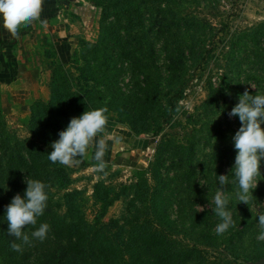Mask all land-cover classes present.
Wrapping results in <instances>:
<instances>
[{
  "label": "rangeland",
  "instance_id": "rangeland-1",
  "mask_svg": "<svg viewBox=\"0 0 264 264\" xmlns=\"http://www.w3.org/2000/svg\"><path fill=\"white\" fill-rule=\"evenodd\" d=\"M61 9L57 24L74 41L71 53H78L74 64L62 66L65 76L60 75L70 76L75 92L94 95L92 105L68 112L66 123L86 110L108 108L109 150L104 157L108 175L94 171L92 149L79 164L64 166L67 179L47 187L43 215L35 226L24 229L31 244L22 245L19 252L10 248L20 241L8 233L6 206L15 195L24 197L26 178L34 179L22 160L20 141L32 137L31 106L38 99L48 100L51 73L60 57L44 26L33 32L31 25L18 37L0 34V52L13 44L9 48L19 72L14 80H0V264L1 250L5 259L11 255L10 264H50L56 259L64 239L56 235L51 216L62 204L66 183L84 191V215L93 221L100 210L92 196L97 183H102L103 192L110 187L128 195L132 191H123L124 187L139 177L144 203L127 218L124 234L131 242L124 247L127 254L134 240L153 235L174 248L157 252L156 256L162 253L169 258L165 264H256L264 259V241L257 240L258 216L264 213V160L250 205L236 200L237 184L225 186L235 227L218 236L215 228L220 220L212 211L220 187L217 176L235 179L231 170L237 152L232 137L241 123L229 112L245 90L264 94V0H68ZM103 36L110 49H118V63L111 51L94 52ZM85 43L94 46L89 49ZM61 57L67 63L62 50ZM114 61L120 70L108 86H99L103 90L99 98L92 78ZM180 85L184 86L178 98L182 111L160 118L164 121L154 134L149 116L155 100L165 102ZM196 129L203 130V137L193 150L188 139ZM48 133L51 144L58 140ZM177 144L185 145V152ZM127 195L107 207L105 221L125 210ZM41 223L50 226L43 242L31 237ZM150 260L146 258V264Z\"/></svg>",
  "mask_w": 264,
  "mask_h": 264
},
{
  "label": "trees",
  "instance_id": "trees-1",
  "mask_svg": "<svg viewBox=\"0 0 264 264\" xmlns=\"http://www.w3.org/2000/svg\"><path fill=\"white\" fill-rule=\"evenodd\" d=\"M239 38V37H238ZM107 37L103 36L101 44L95 46L94 52L101 50L110 52L116 61L119 59V52L115 49H110ZM235 43V42H234ZM233 43V44H234ZM87 48H92L94 45L85 43ZM231 43V45H233ZM55 48V45H54ZM84 47L81 48V50ZM81 54L83 55L82 51ZM93 51V49H92ZM120 51V50H119ZM56 56L57 49L55 48ZM113 52V53H112ZM78 51H74L70 54L67 63L62 59H57V64L52 70L51 78L49 82V98L46 102L38 99L31 106V119L30 128L32 131V137L22 139V160L25 161L27 167H29L32 176L36 180L44 182L49 187H57V182L61 183L67 179L68 173L63 165L59 163H52L48 159V154L52 151L51 143L47 138L48 130L52 132L51 135L59 139V132L67 128L68 112L78 113L84 107L92 105L93 96H83L81 92L77 93L73 90L67 75L62 78L60 73H63L64 68L62 66L66 64H74V60L77 57ZM205 54V52L203 51ZM202 53V57L205 55ZM58 58V57H57ZM116 61L112 64H105L101 74L94 78L95 80V93L99 98L103 96V90L99 86H108L120 70L117 67ZM118 63V61H117ZM70 77V76H69ZM114 82V81H113ZM183 87L180 85L175 89V94H171L165 102L159 99L155 100L153 106V114L149 116V121L155 126L153 133H158L161 128V123L168 115L172 114L178 104V98L182 95ZM80 90V88H78ZM148 95H150L148 93ZM170 109L172 111H170ZM139 109L137 114H140ZM176 114V113H175ZM35 134V135H34ZM50 135V134H49ZM203 137V130L196 129L191 135L189 140L190 149L195 148L196 144ZM182 144H177L175 147L181 151H184ZM142 171H138V175ZM69 182V180H68ZM61 185V184H60ZM102 183H97L93 191V199L95 205H100L99 212L95 215L93 221L86 219L84 215L85 196L84 191L81 189H70L66 183L65 190L61 195L62 204L58 205L57 212H53L52 226L57 236L63 240V246L60 254L50 261V264H133L132 260L139 259L140 264H146V258H151L149 264H165L168 263L169 258L164 257L161 253L157 255L159 250L164 251L172 248L168 243L165 246L162 238L155 237L153 235L146 237L141 241L134 240V246L128 249L127 254L124 247H128L131 242L128 241L124 234L125 227L128 225L127 221L129 214L133 210H137L138 205H142V198L140 197L139 189L140 177L133 184L124 187V190L132 191L130 194L123 192H117L114 189L108 187L107 192L100 190ZM47 190V189H46ZM50 191H47L49 194ZM122 195H127L125 200V210L121 212L117 217H111L107 221L103 219L107 207L116 199ZM136 204V206H135ZM63 205V207H62ZM98 211V210H97ZM165 238V237H164ZM166 241V240H165ZM171 250V251H172ZM152 254V256H146L145 252ZM156 252V254H154ZM3 264H10L13 262L11 255H7L4 258ZM143 256V259H140Z\"/></svg>",
  "mask_w": 264,
  "mask_h": 264
},
{
  "label": "clouds",
  "instance_id": "clouds-1",
  "mask_svg": "<svg viewBox=\"0 0 264 264\" xmlns=\"http://www.w3.org/2000/svg\"><path fill=\"white\" fill-rule=\"evenodd\" d=\"M44 0H0V20L5 32L13 37H18L20 31L39 21L47 26V20H41ZM108 108L100 107L86 110L79 117H73L67 128L59 132V139L51 144L52 151L48 159L52 163L63 166H74L81 162L89 150H93L94 171L107 176V162L104 157L109 150L107 137ZM170 111H172L170 109ZM175 113L182 111V105H177ZM230 117H239L241 127L232 137L237 152L232 168L235 179L229 180L228 175L217 176L220 187L214 195L212 209L220 222L216 225L215 233L220 236L230 228L235 227L231 211L228 210L231 197L224 190L230 183L237 184L236 200L238 203L250 205L253 200V190L257 188L261 180V161L264 160V94H249L245 90L239 96V102L229 112ZM27 188L22 198L17 194L6 206V220L8 233L14 236L20 243L12 242L10 248L13 251H22V245H30L29 234L24 229L29 225L35 226L38 217L42 216L47 207L48 185L36 179H25ZM199 206V205H198ZM200 211L204 209L200 207ZM259 234L258 241H264V213L258 216ZM50 226L41 223L31 237L43 242Z\"/></svg>",
  "mask_w": 264,
  "mask_h": 264
},
{
  "label": "crops",
  "instance_id": "crops-1",
  "mask_svg": "<svg viewBox=\"0 0 264 264\" xmlns=\"http://www.w3.org/2000/svg\"><path fill=\"white\" fill-rule=\"evenodd\" d=\"M65 1L68 0H44L43 12L41 14V20H47V26L42 25L39 21H36L32 24L33 32L36 31L39 26H44L42 28L46 33L53 36V42L55 48L57 49V54L61 57V50L64 56H67L69 59L71 54V47L74 43L71 38L65 34V28H62L58 23V19L61 17V7ZM0 25H2V20H0ZM30 27V26H29ZM46 27V29H45ZM28 28V27H27ZM22 29L20 33H24ZM0 34H4L5 36L8 34L5 30L0 27ZM20 36V35H19ZM1 38V36H0ZM13 43V42H12ZM13 44H7L2 52H0V80L10 81L14 80L18 76V67L15 66L17 64L16 61L12 59L13 54L11 53V49ZM16 62V63H15Z\"/></svg>",
  "mask_w": 264,
  "mask_h": 264
},
{
  "label": "water",
  "instance_id": "water-1",
  "mask_svg": "<svg viewBox=\"0 0 264 264\" xmlns=\"http://www.w3.org/2000/svg\"><path fill=\"white\" fill-rule=\"evenodd\" d=\"M256 264H264V259L260 260V261L257 262Z\"/></svg>",
  "mask_w": 264,
  "mask_h": 264
}]
</instances>
